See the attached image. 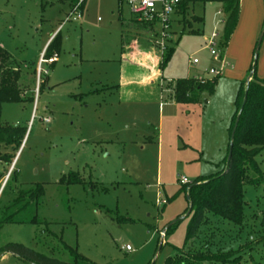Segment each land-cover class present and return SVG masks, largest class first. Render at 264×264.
Returning a JSON list of instances; mask_svg holds the SVG:
<instances>
[{"label":"rangeland","instance_id":"1","mask_svg":"<svg viewBox=\"0 0 264 264\" xmlns=\"http://www.w3.org/2000/svg\"><path fill=\"white\" fill-rule=\"evenodd\" d=\"M257 1L246 14V34L235 38L236 57L244 59L250 46L249 68L254 65L256 75L264 49V0ZM71 6L68 0H0V47L18 64L25 99L2 103L0 121L26 128L18 150L0 147V213L20 189H43L35 211L27 215L39 223L2 225L0 247L20 243L68 262V245L95 264H163L181 248L199 251L209 243L211 251H229L236 258L224 264H264V149L255 157L260 170L248 171L252 184L244 185L242 225L207 213L185 243L192 213L186 215L178 180L225 167L234 101L245 80L227 74L236 59L224 58L223 65L205 46L214 29L221 37L219 4H190L171 24L165 42L173 50L161 78L173 80L170 88L179 78L215 79L214 91L203 92L200 102L174 107L167 83L161 91L157 85L160 77L148 88L133 85L127 100L115 90L97 93L117 84L121 40L136 35L119 18L126 24L135 19L124 1L83 0L81 18L64 22ZM57 32L56 59L39 61L47 39ZM218 47L221 53L225 49ZM192 58L196 64L189 63ZM210 68L222 72L214 76ZM152 98L167 104L161 129ZM6 150L13 155L9 161L1 157ZM73 172L79 181L68 182ZM0 264L30 263L0 253Z\"/></svg>","mask_w":264,"mask_h":264},{"label":"trees","instance_id":"2","mask_svg":"<svg viewBox=\"0 0 264 264\" xmlns=\"http://www.w3.org/2000/svg\"><path fill=\"white\" fill-rule=\"evenodd\" d=\"M68 1L69 3L74 2V0ZM207 2L218 3L221 7L223 26L218 44L224 48L237 23L239 0H181L176 13L183 17L190 4ZM196 19L200 20L201 18ZM119 22L135 32L136 35L158 36L154 26L150 23L135 21L126 24L121 18H119ZM58 35L59 32L47 44L43 53L44 57L48 58L55 54L56 47L54 44ZM172 50V46L165 42L159 63L160 69L168 61ZM255 71V66L252 65L248 71L250 80L241 82L236 94L235 109L228 129V147L231 146V158L227 167L222 168L215 174L200 176L186 184H180L183 186L187 200V210L189 209L187 215L192 213L186 230L185 243L195 237L199 226L205 222L207 213L233 224L242 225L244 185L252 184L251 179L248 177V171L260 170L255 157L264 149V77H257ZM19 76L18 64L10 53L0 47V109L1 104L5 102L19 103L25 101L18 87ZM172 84L171 95L175 102L192 103L198 102L203 92L211 94L214 91L215 79L201 81L197 78L186 77L176 79ZM244 93H246V99L242 105ZM236 118H238L237 124L231 137ZM25 133L26 128L24 126L3 125L0 121V147L3 146L4 149L10 147L18 150ZM1 157L3 160L9 161L13 155L9 150H6ZM226 161L225 158V164ZM67 181H79L78 174L73 172L69 175ZM42 195L43 189L39 185L17 191L16 196L7 203L0 213V228L8 223H39L35 215L30 218L27 215L33 210L35 211ZM174 224L175 221L170 223L166 231ZM65 247L71 254V260L68 262L49 258L42 253L14 242H8L1 246L0 253L1 255L9 253L22 262L30 264H95L78 253L76 248L68 245H65ZM235 259H231L229 251H211L209 243H206L203 245V249L199 251H185L181 248L178 252L166 256L163 264H203L207 262L224 264L233 262Z\"/></svg>","mask_w":264,"mask_h":264},{"label":"crops","instance_id":"3","mask_svg":"<svg viewBox=\"0 0 264 264\" xmlns=\"http://www.w3.org/2000/svg\"><path fill=\"white\" fill-rule=\"evenodd\" d=\"M257 2H258L257 0H239V12H238L237 23L235 25V28L232 34L230 35V38L225 46L224 51H222V56L225 59H228V60L236 59L233 62V65H229V68L226 69L227 74L231 77H238V78L245 76V80H241L239 82V86L241 82H244V81L246 82L247 79L250 78L248 73L245 75V71L246 70L249 71L250 69L249 68L250 67L249 66L250 46L248 47L246 57L244 59H240V57H236L235 56L237 55L236 45L238 44V42L235 41V38L238 34H246L244 30V26H245L244 22L246 21V18H245L246 14L248 13L250 9L254 8V5L257 4ZM219 10L221 11V7L219 8ZM221 15H222V20H223L222 12H221ZM177 16H180V15L178 13H175V15H173V21L177 19L176 18ZM52 35L49 36V38L47 39L45 45L43 46V50L45 49L47 44L50 42ZM122 39L123 40H121V47L119 51V62H120L119 66L121 68L119 69L118 82L115 85L101 87L99 89H96L95 91L97 93H102V92L104 93V91L108 89H109V92L111 93L113 90H115L116 92H118L119 97H121L119 99L127 100L128 97H130L131 95V87L133 85H137V86L142 85L148 88L152 86L154 78L160 77L157 85L161 91L162 84L167 83V86H168V84L173 81L169 78L167 79L161 78V69L159 68V63L161 59L162 49L159 47L158 44L153 43L149 41L148 39H144L143 37H139L136 35H130V37L122 38ZM40 54L42 55V51ZM40 57H39V61H40ZM45 59L48 60L47 63H50V62L52 63L56 59V54H53L51 57H48ZM260 59L261 60H260L259 68L257 69L258 72L256 76L259 78H262L264 77V49H263V55L261 56ZM193 78H196V77H193ZM168 89L170 90V93L168 94V99L170 101L169 104H171L169 106L174 107L178 104L188 105V104H196L200 102V99H199L198 102L177 103L172 98V95H171L172 90L169 86H168ZM200 98H201V95H200ZM152 99H154V100H151L152 103L155 104L156 109L158 110L160 114V118L157 121V127L158 129H161L163 126V119H162L163 114L162 113L164 111V106H166L167 104H162L161 102H158L156 98H152ZM234 109H235V105H234ZM126 130H127L126 128H123V132H125ZM3 255L5 254H2L1 257Z\"/></svg>","mask_w":264,"mask_h":264},{"label":"built area","instance_id":"4","mask_svg":"<svg viewBox=\"0 0 264 264\" xmlns=\"http://www.w3.org/2000/svg\"><path fill=\"white\" fill-rule=\"evenodd\" d=\"M125 2L129 11L133 14L136 22H146L150 23L154 26L156 33L158 35L157 44L163 50L165 46L166 38L171 30V24L173 21V15L178 10L179 4L181 0H120V2ZM82 4L83 0H74L72 3L71 9L66 15L65 21H76L82 16ZM220 13V11H218ZM223 24V20H221ZM220 36L217 29H214L210 35L206 38V47L209 50V54L214 61H220L223 65H226L224 61V57L219 49L218 42ZM40 61L47 62L42 55L40 57ZM196 58L189 59L190 64L197 63ZM228 65V64H227ZM222 72L221 68H210L209 73L218 76ZM201 81L206 80L205 78H197ZM213 78L207 79L211 81ZM179 184H186L189 181L185 177L179 178ZM164 202V200H163ZM160 238L164 237V231H160ZM123 248V247H122ZM124 249L129 250V246L125 245Z\"/></svg>","mask_w":264,"mask_h":264},{"label":"water","instance_id":"5","mask_svg":"<svg viewBox=\"0 0 264 264\" xmlns=\"http://www.w3.org/2000/svg\"><path fill=\"white\" fill-rule=\"evenodd\" d=\"M249 80H250V78L247 79V81H249ZM245 99H246V93H244V97H243L242 105L244 104ZM237 120H238V118H236L235 123H234V125H233V130H232L231 137H232L233 132H234V130H235V127H236V124H237ZM230 158H231V146L228 147L227 157H226V160H227V161H226V165H225V167H227V165H228V163H229V161H230ZM188 213H189V209L187 210L186 215H187Z\"/></svg>","mask_w":264,"mask_h":264}]
</instances>
